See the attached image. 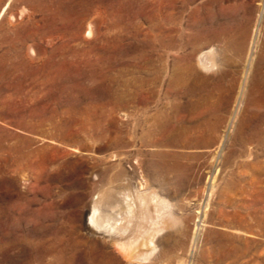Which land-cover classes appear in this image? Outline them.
Listing matches in <instances>:
<instances>
[{
  "label": "rangeland",
  "instance_id": "1",
  "mask_svg": "<svg viewBox=\"0 0 264 264\" xmlns=\"http://www.w3.org/2000/svg\"><path fill=\"white\" fill-rule=\"evenodd\" d=\"M6 230L0 264H264V0H0Z\"/></svg>",
  "mask_w": 264,
  "mask_h": 264
},
{
  "label": "bare ground",
  "instance_id": "2",
  "mask_svg": "<svg viewBox=\"0 0 264 264\" xmlns=\"http://www.w3.org/2000/svg\"><path fill=\"white\" fill-rule=\"evenodd\" d=\"M120 1V0H119ZM117 3V2H116ZM87 9V8H86ZM78 10V9H77ZM86 11V10H85ZM91 25V24H90ZM88 31V33L89 34H92V31H93V27H92V25L90 26V28H89V30H87ZM117 49V47H116V45L114 46V49ZM212 52V49H210V50H207V51H203L202 53H201V55L199 56V58H201L200 59V61H201V63L203 64V66H207L208 65V63H210V65H212V64H214V63H212V62H210V60H209V55H210V53ZM116 53V52H115ZM211 59V58H210ZM214 60V59H213ZM209 67H211V66H209ZM187 68H189L190 70H193V67L192 66H188ZM213 68V67H212ZM207 69H208V66H207ZM184 71H185V69H184ZM190 72V71H189ZM188 73V72H187ZM191 73V72H190ZM185 75V74H184ZM175 77V76H174ZM181 77H184V76H181ZM180 78V77H179ZM183 79V78H182ZM186 79V78H185ZM176 81V80H175ZM176 84V83H175ZM152 196V195H151ZM142 197V196H141ZM99 197H97V199L95 198V199H93V201H92V203H91V208H88V215H89V217H88V223H89V227L90 228H95V229H97V230H102L105 234H108V237H112L113 239H114V241L117 243V245H119L122 249H124V250H128V249H130L131 250V248H133L132 246H134V245H136L137 244V239L134 237V236H132V235H130L129 234V237H128V235L126 234V233H128L127 231H128V229L130 228L129 226H127V225H125V226H123V227H121V228H119V229H116V227L114 226V223H111V221H110V219L108 218V219H105V217H103V216H101V214L99 213L100 211H103V210H100L99 211V208H100V206H101V203H102V199L100 200V199H98ZM141 203H143V202H147V201H144L143 200V198H141ZM131 202V201H130ZM130 202H126L124 205H123V210H124V212L127 214V215H129V213L130 212H132V211H134L133 209H134V206H133V204L132 203H130ZM137 203V202H136ZM144 203V204H145ZM147 204V203H146ZM103 205V204H102ZM120 206H121V204H120ZM118 207V206H117ZM107 212V211H106ZM120 212H121V210H120ZM109 214V213H108ZM105 215V214H104ZM136 215V214H135ZM107 216H109V215H107ZM122 216V215H121ZM130 216V215H129ZM111 217V216H110ZM126 218V217H125ZM130 218V217H129ZM131 220V219H130ZM113 221V220H112ZM132 223V222H131ZM124 225V224H123ZM121 229V230H120ZM159 231V230H158ZM131 231H129V233H130ZM152 233V232H151ZM155 233H156V231H155ZM14 234L15 233H13V235H12V233L10 232V230L8 231V230H6L5 231V234H4V232H3V235H1V241H0V249H3V248H6V247H12V246H14V245H16L19 241H20V239H17V237H15L14 236ZM127 235V237L126 236H124V235ZM137 234H139V233H137ZM153 234V233H152ZM138 237H139V235H138ZM137 237V238H138ZM155 237V236H154ZM150 238H151V236H150ZM153 238V237H152ZM152 238H151V240H150V242L152 241ZM53 240V239H52ZM30 242H31V244H36V245H38V244H40V245H42V246H44V247H47L48 249H49V247H48V245L46 244L47 242H48V240L47 241H45V239H41V240H39L38 242H34L32 239L30 240ZM29 242V243H30ZM145 242V241H144ZM154 242V241H153ZM151 244H152V242H151ZM53 245V244H52ZM153 245V244H152ZM129 251V250H128ZM61 253L62 252H59V254H60V256H59V258L61 257Z\"/></svg>",
  "mask_w": 264,
  "mask_h": 264
}]
</instances>
